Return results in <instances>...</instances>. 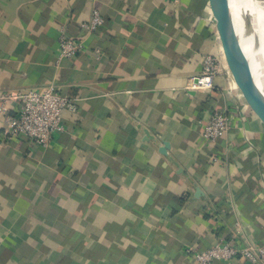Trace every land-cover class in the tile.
<instances>
[{"label": "crops", "instance_id": "1", "mask_svg": "<svg viewBox=\"0 0 264 264\" xmlns=\"http://www.w3.org/2000/svg\"><path fill=\"white\" fill-rule=\"evenodd\" d=\"M230 1L261 37L253 74L209 0H0V95L54 85L77 102L47 145L5 136L0 116V264H196L222 239L264 245V0ZM94 10L106 22L88 34ZM62 35L85 49L62 57ZM208 54L215 87L192 88ZM214 111L230 129L210 141Z\"/></svg>", "mask_w": 264, "mask_h": 264}, {"label": "built area", "instance_id": "2", "mask_svg": "<svg viewBox=\"0 0 264 264\" xmlns=\"http://www.w3.org/2000/svg\"><path fill=\"white\" fill-rule=\"evenodd\" d=\"M105 22L104 16L98 10H94L90 20L84 23L83 27L88 34H91L102 27ZM85 47L84 39L68 35H62L59 39V54L62 57H74ZM222 68L219 55H206L203 61V70L192 79L191 87L212 90ZM12 98L19 101L15 114L8 112L7 103ZM67 109L75 111L77 102L63 94L54 85L44 88H29L16 94L0 95V116L7 115V127L4 130V135L23 136L42 145H47L55 133L65 129L63 113ZM229 129L227 114L222 111H214L203 124V135L205 139L214 141L225 136ZM188 251L190 252L192 249ZM192 254L196 264H213L217 261L235 264L238 260L252 264H264V245L250 240L237 242L228 238L222 239L211 247L202 251H194Z\"/></svg>", "mask_w": 264, "mask_h": 264}, {"label": "water", "instance_id": "3", "mask_svg": "<svg viewBox=\"0 0 264 264\" xmlns=\"http://www.w3.org/2000/svg\"><path fill=\"white\" fill-rule=\"evenodd\" d=\"M214 16L216 18L217 28L221 34L223 46L228 58L235 57L239 60L246 70L253 74V65L251 58L245 51L246 40L252 38L253 48L259 51L261 46V37L255 27L254 17L251 14H245L243 17V33L239 32L230 0H209ZM169 143L164 142L161 148L166 153Z\"/></svg>", "mask_w": 264, "mask_h": 264}, {"label": "bare ground", "instance_id": "4", "mask_svg": "<svg viewBox=\"0 0 264 264\" xmlns=\"http://www.w3.org/2000/svg\"><path fill=\"white\" fill-rule=\"evenodd\" d=\"M248 1H252V0H248ZM260 1L261 0H254V2H253V6L255 7V8H262V3L260 4ZM255 2H256V4H255ZM255 4V5H254Z\"/></svg>", "mask_w": 264, "mask_h": 264}]
</instances>
